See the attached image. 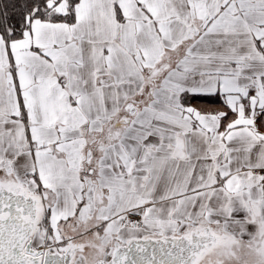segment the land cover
<instances>
[{
  "label": "snow or ice",
  "instance_id": "snow-or-ice-1",
  "mask_svg": "<svg viewBox=\"0 0 264 264\" xmlns=\"http://www.w3.org/2000/svg\"><path fill=\"white\" fill-rule=\"evenodd\" d=\"M0 264H264V0H0Z\"/></svg>",
  "mask_w": 264,
  "mask_h": 264
}]
</instances>
